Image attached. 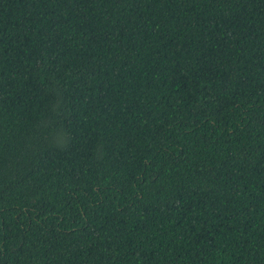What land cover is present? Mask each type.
<instances>
[{
	"label": "trees",
	"instance_id": "1",
	"mask_svg": "<svg viewBox=\"0 0 264 264\" xmlns=\"http://www.w3.org/2000/svg\"><path fill=\"white\" fill-rule=\"evenodd\" d=\"M0 264H264V0H0Z\"/></svg>",
	"mask_w": 264,
	"mask_h": 264
}]
</instances>
